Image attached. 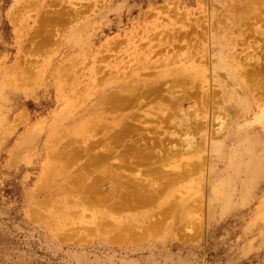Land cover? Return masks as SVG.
I'll return each mask as SVG.
<instances>
[{"label": "rangeland", "instance_id": "rangeland-1", "mask_svg": "<svg viewBox=\"0 0 264 264\" xmlns=\"http://www.w3.org/2000/svg\"><path fill=\"white\" fill-rule=\"evenodd\" d=\"M217 53L246 68L245 113ZM160 81L187 97L138 123ZM0 264H264V0H0Z\"/></svg>", "mask_w": 264, "mask_h": 264}, {"label": "bare ground", "instance_id": "bare-ground-1", "mask_svg": "<svg viewBox=\"0 0 264 264\" xmlns=\"http://www.w3.org/2000/svg\"><path fill=\"white\" fill-rule=\"evenodd\" d=\"M260 3V2H259ZM202 25V24H201ZM205 27V26H204ZM215 50V49H214ZM191 51V50H190ZM217 51V50H216ZM194 52V51H193ZM193 55H194V53H193ZM193 58H194V56H193ZM196 58V57H195ZM255 59V58H254ZM256 62H258V64H261L260 63V61H259V59L258 58H256ZM208 61V60H207ZM217 64H215L214 66H213V71L215 72V73H217V74H214V76L217 78V82H219L220 83V86L222 87V89H221V91H222V99H223V105H225V108L227 107V108H231L232 106H238V107H242L243 108V112L247 109V98L246 97H243L244 95H245V86H244V81L242 80L243 79V77L245 76V74L247 73V72H245L246 71V68L244 67V65H243V67H244V69L242 70L243 71V73L242 72H240V73H238V71H237V69H236V73L234 72V74H236V76H234L232 73H233V68H234V70H235V67H233V65L232 66H229L228 64H227V62H226V60L221 56V54L220 53H217ZM165 62V61H164ZM229 62V61H228ZM248 62V61H247ZM185 63H187V62H185ZM199 63V62H198ZM204 63V62H203ZM212 63V62H211ZM205 64V63H204ZM207 64H208V62H207ZM206 64V65H207ZM256 64V63H255ZM211 65V64H210ZM208 67V66H207ZM249 67V66H248ZM251 67V66H250ZM252 68V67H251ZM255 68V67H254ZM219 70H224V72H226V74H228L229 75V77H230V75H231V78H232V80H233V78H234V80H233V83H234V85L232 86V90H231V88H230V90L228 91L227 90V87H226V85L225 84H223V82H221V80H219V76H218V71ZM171 71L173 72V71H177L176 69H175V67H173V68H171ZM170 71V72H171ZM181 71H183V70H181ZM171 72V73H172ZM184 72V71H183ZM180 74H184V73H182V72H179ZM180 74H179V76H180ZM238 75H239V77H238ZM188 76V75H187ZM187 76H184L185 78L187 77ZM192 76L193 75H191V77L190 78H192ZM182 77V76H181ZM178 79L177 80H180L181 78L180 77H177ZM248 78V77H247ZM182 79H183V77H182ZM181 79V80H182ZM196 79V78H195ZM134 80H136V79H134ZM177 80H175V81H177ZM184 81V80H183ZM191 81V80H190ZM145 82V81H144ZM144 84V86L145 87H147L148 88V90H149V92H146V93H150V92H152V93H154V95L150 98V100H148V101H156L155 102V104L154 105H150L149 106V108H146L144 111H143V114L145 115L143 118H141L140 119V117L138 118V116H139V113L137 114V118H138V123H143V121H147V120H151L152 118H154L155 119V111H153V110H150V108H155V107H157L158 108V110H157V112H159V111H163V109H169L167 106H169V99L168 98H170V99H172V101L174 102V104H175V102H178L180 105L183 103V101H184V99H185V97H187V95L186 94H184V95H173V98L170 96V94H173V92H172V90L171 89H168L167 87V89L166 90H163L162 88H161V85H162V81H160V82H154V83H143ZM151 84H153V86L152 87H150V85ZM191 84V83H190ZM171 85V84H170ZM170 85H168V87H170ZM174 85V84H173ZM128 87V86H127ZM150 87V88H149ZM178 87V86H177ZM124 88H126V86H121V88L120 89H118L119 90V94H121V96H126L129 100H128V102L130 101V100H132V99H136L137 100V102L136 103H138V102H140V103H138V105L140 104V106H141V104H143V102L144 101H142V99H140L139 97L140 96H145L146 95V93L144 92V90L146 89H144L143 88V86H142V91L143 92H140V91H137V88L135 89H124ZM129 88V87H128ZM171 88H174V86L172 87L171 86ZM152 89V90H151ZM152 93H150V94H152ZM115 97L116 98H118L116 95H115ZM136 97V98H135ZM146 97V96H145ZM155 97H158V99H156L155 100ZM204 98V97H203ZM206 98V97H205ZM121 99L122 100H124L122 97H121ZM149 99V98H148ZM117 100V99H116ZM205 100V99H204ZM115 100H113V102H114ZM127 102V101H126ZM234 102V103H233ZM115 103H117V102H115ZM115 103H113L114 105H116ZM122 103H124V101H122ZM131 103V102H130ZM126 104V103H125ZM125 104H123V108L124 109H126L125 108ZM170 104H171V102H170ZM209 104V103H208ZM120 105V103L118 104V105H116V106H119ZM131 105V104H130ZM137 105V104H136ZM137 105V106H138ZM121 106V105H120ZM115 107V106H114ZM122 107V106H121ZM126 107L127 108H129L128 107V103L126 104ZM133 107V106H132ZM165 107H167V108H165ZM122 108V109H123ZM138 108V107H137ZM121 109V108H120ZM121 109V110H122ZM168 110H166V112H167ZM141 112V111H140ZM171 112V111H170ZM132 113V112H131ZM245 113V112H244ZM93 114V113H92ZM133 114V113H132ZM131 114V115H132ZM135 115V114H134ZM158 115V114H157ZM163 115V114H162ZM140 116H141V114H140ZM159 116H161V115H159ZM104 117V116H103ZM135 117V116H134ZM133 117V118H134ZM157 117V116H156ZM172 117H175V115H173V114H170V116H169V114H164V117H162L163 119L162 120H160L161 122H163L165 119H172ZM245 117H246V114H244V116H243V118L245 119ZM133 118H132V120H133ZM159 117H157V119H158ZM125 119V118H124ZM156 119V120H157ZM129 120V119H128ZM153 120V119H152ZM159 120V119H158ZM228 120H229V118H228ZM124 121V120H123ZM122 121V122H123ZM154 121V120H153ZM172 121V120H171ZM155 122V121H154ZM147 123V122H146ZM226 123H228V122H226ZM134 124V123H133ZM135 124H137V123H135ZM235 128H233V129H230L229 130V125L227 124V125H225V124H222V126H221V128L220 129H218L216 132H215V135H214V137L212 138V144H211V147H212V150L215 152V155H216V157H217V159L215 160V162L217 163L216 165H218V163H220L221 161H223V156H222V154L224 153V150H225V145H229L230 143L232 144V145H235V144H239V143H241L242 141H243V143L245 142V140L247 139L246 138V136L248 135V133L245 131V128H246V126L245 127H243V130H242V128L240 127L241 126V121H240V119L238 118L237 120H236V122H235ZM97 125V124H96ZM102 125V124H101ZM133 126V125H132ZM146 126V125H145ZM150 126H152L151 124L149 125V127ZM158 126H161V125H158ZM125 128V127H124ZM124 128H122V129H124ZM129 128H131V127H128L127 128V130L129 131ZM134 128H138L137 126H135ZM154 128H156V126H154ZM160 128H162V127H160ZM104 129V128H103ZM118 129L119 128H117V132H119L118 131ZM121 129V130H122ZM139 129V128H138ZM156 129H158L159 130V128H156ZM91 130V129H90ZM152 130V129H151ZM249 130V129H248ZM253 130V129H252ZM97 131V130H96ZM96 131H95V133H96ZM124 131V130H123ZM122 131V132H123ZM224 131V132H223ZM94 132V131H93ZM122 132H119V133H122ZM131 132V131H130ZM223 132V133H222ZM223 134V135H222ZM120 135V134H119ZM115 136V135H114ZM124 136H126V135H124ZM127 136H130V133L127 135ZM132 136V135H131ZM138 137H139V135H137ZM137 136H135V137H137ZM159 136V135H158ZM220 137V136H224V140H221V142L220 143H215L214 142V138L216 139L217 137ZM81 139V138H80ZM138 139V138H137ZM141 139V138H140ZM139 139V140H140ZM79 140V139H78ZM77 140V141H78ZM117 142H119L117 139H115ZM114 140V142L116 143V141ZM129 140V139H128ZM134 140H135V138H134ZM148 140V139H147ZM126 141H127V139H126ZM138 141V140H137ZM136 141V142H137ZM145 141V140H144ZM247 141V140H246ZM135 142V141H134ZM135 142V143H136ZM101 143V142H100ZM122 144L123 142H119V144ZM125 143V142H124ZM139 143V142H138ZM138 143H137V145H138ZM120 144V145H121ZM190 144V143H189ZM123 145V144H122ZM157 145V144H156ZM191 145V144H190ZM108 146V145H107ZM135 146H136V144H135ZM147 146V145H146ZM86 147V146H85ZM89 147V146H88ZM135 148V147H134ZM150 148L151 147H149V151H147L148 153H146L145 154V151H143V153L142 154H144V155H147V157L146 156H144V158L146 157V159L148 158V159H151V158H153V157H151V156H149L148 157V154L150 155L151 153H153V151H151L150 150ZM123 149V148H122ZM131 149V148H130ZM86 150V149H85ZM88 150H90V149H88ZM105 150V149H104ZM104 150H102L103 151V154L102 155H104V154H106V151H105V153H104ZM108 150V149H107ZM136 151V150H135ZM138 151V150H137ZM76 153H78V152H76ZM87 153H89V151L87 152ZM86 153V154H87ZM100 153V152H99ZM99 153H96V155L97 154H99ZM102 153V152H101ZM123 153V152H122ZM136 153V152H135ZM107 154H112V153H108L107 152ZM156 153H154V155L153 156H158V154L157 155H155ZM191 154V153H190ZM197 154V153H196ZM85 155V154H84ZM120 156H121V153L119 154ZM131 155H132V153H131ZM176 155V154H175ZM92 156V155H91ZM99 156H101V155H99ZM113 156V155H112ZM134 156V155H133ZM88 157H89V154H88ZM93 157V156H92ZM103 157V156H102ZM115 158H119V156L117 155V156H114ZM129 157V156H128ZM142 157H143V155H142ZM151 157V158H150ZM171 157V156H170ZM175 157H177V156H175ZM91 158V157H90ZM122 158V157H121ZM121 158H119V159H121ZM124 158V157H123ZM122 158V159H123ZM138 158H140V157H138ZM96 160H97V158H95ZM101 159V158H100ZM110 160H112V157L111 158H109ZM118 159V161H121V160H119ZM133 159V158H132ZM142 159V158H141ZM140 159V160H141ZM156 159H157V157H156ZM156 159L154 160L156 163H158V161H160V160H157L156 161ZM163 159V158H162ZM176 159V158H175ZM88 160V159H87ZM92 160H94V158H92V159H89V161L91 162ZM113 160H115V159H113ZM128 159H127V157H126V159L124 160V161H127ZM86 161V160H85ZM123 161V160H122ZM129 161V160H128ZM154 161H153V164H154ZM90 162H84V163H87L86 165H89V164H91ZM92 162H94V161H92ZM104 162V161H103ZM163 162V161H162ZM95 163V162H94ZM96 163H98V162H96ZM95 163V164H96ZM130 163V162H129ZM137 163V162H136ZM136 163H135V165H136ZM95 164L93 165V164H91L92 165V167H95ZM98 164H100V163H98ZM108 164H109V162H108ZM142 164V163H141ZM153 164H150V166H152V169H147L146 171L148 172H150L149 173V175L147 176V174H146V176H147V178L148 177H151V173L153 172L152 170H154V167H153ZM161 165H163V163H160ZM167 165H168V162L166 163ZM165 164V165H166ZM85 165V164H84ZM113 165H115V164H112V165H109L110 167L112 166L113 167ZM154 165H156V164H154ZM160 165V166H161ZM99 165H96V167H98ZM101 166V165H100ZM129 166V165H128ZM132 166H134L133 164H132ZM141 166H144V164L143 165H141ZM141 166H138V167H140V168H142ZM240 167H245L246 166V169H248V165H245V166H242V165H239ZM91 167V166H90ZM91 167V169H93ZM95 167V168H96ZM110 167H108L109 169H110ZM112 167H111V169H112ZM116 167V166H115ZM135 167V166H134ZM144 167H146V166H144ZM144 167H143V169H140V168H137V165H136V168L137 169H139L138 171L141 173L142 171H140V170H144ZM158 167V166H157ZM221 167V166H220ZM219 167V168H220ZM107 166H105V170L107 171ZM120 168V170L122 171V173L125 171H123L122 169H123V167H122V169H121V167H119ZM160 168V167H159ZM158 168V169H159ZM218 168V169H219ZM108 169V170H109ZM109 170V171H107V173L109 172V173H111L110 171H114V170ZM113 169H114V167H113ZM124 169H125V167H124ZM134 169V168H133ZM214 169V168H213ZM214 169V171H217V173H219V171L221 172L222 171V168L221 169ZM93 171H94V169H93ZM103 171V170H102ZM116 171H119V169H115V172ZM121 171H119V172H117V173H119V175H120V172ZM128 171V170H127ZM146 171H144V172H146ZM152 171V172H151ZM126 172V171H125ZM124 172V173H125ZM129 172V171H128ZM130 172H131V169H130ZM133 172H134V170H133ZM136 172H137V170H136ZM136 172H134V175H132L133 173H131V175H132V178H133V176H136L135 175V173ZM156 172V171H155ZM108 173V174H109ZM113 173V172H112ZM140 173H138L137 172V176H139V174ZM103 174V173H102ZM105 174V173H104ZM126 174H128V176L126 175V177L128 178V177H130V173H126ZM142 175H140V177L142 176V178H140V179H144L143 178V175H144V173L142 172L141 173ZM107 174H105V175H103V177L104 176H106ZM123 175V174H122ZM117 177H118V175H116ZM115 176V177H116ZM136 176V177H137ZM146 176L144 175V177H145V179H146ZM154 176V175H153ZM163 176V175H162ZM101 177H102V175H101ZM112 177H113V175H112ZM115 177H114V179H115ZM123 177L124 176H120V178L121 179H123ZM136 177L135 178H133L134 179V181L137 183V181L135 180L136 179ZM105 178V177H104ZM103 178V179H104ZM108 178V177H107ZM119 178V177H118ZM117 178V179H118ZM125 178V177H124ZM126 178V180H128ZM152 178V177H151ZM150 178V179H151ZM154 178H155V176H154ZM92 179V178H91ZM106 179V178H105ZM130 179H131V177H130ZM133 179L131 180L132 182H133ZM138 179H139V177H138ZM138 180L139 182H138V187L137 188H139V189H141L140 187H139V184H141L143 181L144 182H146V181H151V180H143V181H141V180ZM156 179V178H155ZM154 179V180H155ZM157 179H159V177L157 178ZM94 180V179H93ZM100 180V179H99ZM112 180V179H111ZM163 180V179H162ZM71 181V180H70ZM73 181V180H72ZM95 181V180H94ZM94 181H93V183H94ZM113 181V180H112ZM117 181V180H116ZM119 182L120 181H123V180H118ZM131 181H129V182H131ZM153 181V180H152ZM69 182V181H68ZM76 182H78V181H76ZM91 182V181H90ZM143 182V183H144ZM72 183H74V181L72 182ZM124 183V182H123ZM149 183L150 182H148V183H144L145 185H147L148 187L150 186V185H152V184H150L149 185ZM152 183V182H151ZM167 183V182H166ZM91 184V183H90ZM116 184H117V182H116ZM93 185H95V184H93ZM109 185V184H108ZM132 185V184H131ZM130 185V186H131ZM136 184H134V187L136 188V186H135ZM81 187H82V185H80ZM88 186V185H87ZM101 186V185H100ZM97 187V186H96ZM124 187H127L128 189H129V187H128V185H124ZM131 188H132V186H131ZM130 188V190H132ZM79 189V188H78ZM83 189H84V187H83ZM85 189H87L86 187H85ZM102 189V188H101ZM118 190L120 189V188H117ZM124 189H126V188H124ZM147 189V188H146ZM75 190V189H74ZM82 190V189H81ZM99 190V189H98ZM117 190V191H118ZM121 190H123V187H121ZM130 190H126L127 192L128 191H130ZM134 190V189H133ZM132 190V191H133ZM81 193H82V191H80ZM86 192V191H85ZM96 192H98V191H96ZM111 192V191H110ZM127 192H125V193H127ZM131 192V191H130ZM147 192V191H146ZM121 193H124V192H121ZM120 193V194H121ZM129 193V192H128ZM127 193V194H128ZM133 193V192H132ZM153 193V192H152ZM82 194H84V193H82ZM99 194V193H98ZM97 194V195H98ZM110 194V193H109ZM131 193H129V195H130ZM147 194V193H146ZM100 195V194H99ZM98 195V196H99ZM121 195H123V194H121ZM90 196V195H89ZM103 196V195H102ZM124 196H125V194H124ZM131 196V195H130ZM129 196V197H130ZM145 196V195H144ZM144 196H143V198H144ZM123 197V196H122ZM121 197V198H122ZM137 199H138V196H135ZM151 197V196H150ZM94 198H95V196H94ZM109 198V197H108ZM134 197H132L131 199H133ZM141 198V197H140ZM92 199H93V197H92ZM92 199H88L87 201H89V200H92ZM97 199L98 198H96V201H97ZM78 200V199H77ZM101 200V199H100ZM134 200V199H133ZM95 201V200H94ZM103 201V200H102ZM108 201V200H107ZM121 201V200H120ZM92 202V201H91ZM90 202V203H91ZM104 202H105V199H104ZM95 203V202H94ZM94 203L92 202L91 203V205L93 204V206H94ZM86 204H88V203H86ZM104 204V203H103ZM115 204H117V202L115 203ZM115 204H114V206H115ZM151 204V203H150ZM111 205V204H110ZM113 206V205H112ZM101 207V206H100ZM122 208V207H121ZM170 208V207H169ZM152 215V214H151ZM161 217H163L164 219H165V217L164 216H161ZM166 217H168V216H166ZM162 218V219H163ZM160 219V218H159ZM163 219V220H164ZM162 221V220H161ZM160 221V222H161ZM155 223V222H154ZM156 227V226H155ZM155 230V229H154ZM157 230V229H156ZM155 230V231H156ZM157 232V231H156ZM119 233H121V232H119ZM118 233V234H119ZM129 234V233H128ZM159 234V233H158ZM136 235V234H135ZM146 236V235H145Z\"/></svg>", "mask_w": 264, "mask_h": 264}]
</instances>
